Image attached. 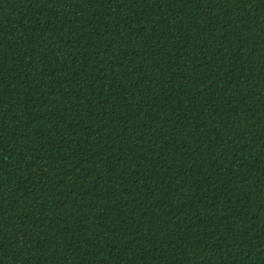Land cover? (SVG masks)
I'll use <instances>...</instances> for the list:
<instances>
[{
	"label": "trees",
	"instance_id": "16d2710c",
	"mask_svg": "<svg viewBox=\"0 0 264 264\" xmlns=\"http://www.w3.org/2000/svg\"><path fill=\"white\" fill-rule=\"evenodd\" d=\"M0 264H264V0H0Z\"/></svg>",
	"mask_w": 264,
	"mask_h": 264
},
{
	"label": "snow or ice",
	"instance_id": "6c2138e0",
	"mask_svg": "<svg viewBox=\"0 0 264 264\" xmlns=\"http://www.w3.org/2000/svg\"><path fill=\"white\" fill-rule=\"evenodd\" d=\"M216 211H219V209H216Z\"/></svg>",
	"mask_w": 264,
	"mask_h": 264
}]
</instances>
